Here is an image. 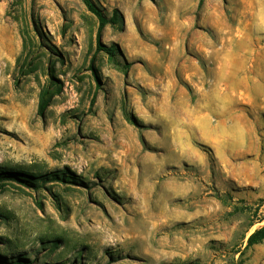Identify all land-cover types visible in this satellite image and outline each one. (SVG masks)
<instances>
[{"label": "rangeland", "instance_id": "1", "mask_svg": "<svg viewBox=\"0 0 264 264\" xmlns=\"http://www.w3.org/2000/svg\"><path fill=\"white\" fill-rule=\"evenodd\" d=\"M90 1L0 0V264H264V0Z\"/></svg>", "mask_w": 264, "mask_h": 264}, {"label": "trees", "instance_id": "2", "mask_svg": "<svg viewBox=\"0 0 264 264\" xmlns=\"http://www.w3.org/2000/svg\"><path fill=\"white\" fill-rule=\"evenodd\" d=\"M203 0H197L196 8L198 9L201 5ZM84 6L86 9L95 17L96 19V28H95V43H94V51L93 55H95L98 52H102L106 56V60L108 62H113V57L115 55V48L114 46H105L102 44L99 40L100 33L104 27V25L108 22L104 15L101 13V11L90 1V0H82ZM111 20L116 21L117 19L113 16L111 17ZM50 73V72H49ZM53 87V84L50 85V87L42 89L38 95V101H37V107H36V113L38 115H41L45 108L47 107L49 100L51 96L56 93L57 87H55L54 91H50V89ZM29 182V181H28ZM264 200V198L262 199ZM260 242H264V224L261 225L259 228L252 231L247 237L245 241V247H249L253 244H257ZM21 261L14 262L11 264H20ZM30 264V263H26Z\"/></svg>", "mask_w": 264, "mask_h": 264}, {"label": "bare ground", "instance_id": "3", "mask_svg": "<svg viewBox=\"0 0 264 264\" xmlns=\"http://www.w3.org/2000/svg\"><path fill=\"white\" fill-rule=\"evenodd\" d=\"M177 125H179V124H177ZM173 130H174V129H173ZM151 204H152V203L149 201V205H150V206H151ZM160 214H161V212H158L157 215L160 216ZM157 215H156V216H157ZM158 216H157V217H158ZM154 217H155V216H154ZM157 217H156V218H157Z\"/></svg>", "mask_w": 264, "mask_h": 264}]
</instances>
